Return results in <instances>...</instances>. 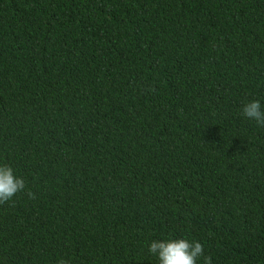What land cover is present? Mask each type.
<instances>
[{
	"label": "trees",
	"instance_id": "1",
	"mask_svg": "<svg viewBox=\"0 0 264 264\" xmlns=\"http://www.w3.org/2000/svg\"><path fill=\"white\" fill-rule=\"evenodd\" d=\"M251 101L264 0H0V264H264Z\"/></svg>",
	"mask_w": 264,
	"mask_h": 264
},
{
	"label": "clouds",
	"instance_id": "2",
	"mask_svg": "<svg viewBox=\"0 0 264 264\" xmlns=\"http://www.w3.org/2000/svg\"><path fill=\"white\" fill-rule=\"evenodd\" d=\"M243 114L264 127V111L259 101H251L244 105ZM25 188L22 178L14 175L9 166H0V204L7 203ZM32 198L34 194L29 192ZM149 252L156 255L159 264H197L199 257L203 256L204 249L199 242H189L186 239H171L164 242L153 241L149 246ZM205 264H212L211 256L204 257ZM58 264H68V261L61 258Z\"/></svg>",
	"mask_w": 264,
	"mask_h": 264
}]
</instances>
